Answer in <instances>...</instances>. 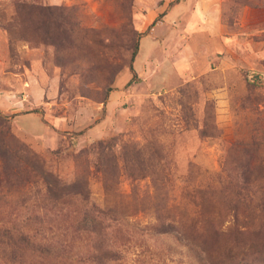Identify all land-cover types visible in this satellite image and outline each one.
Returning <instances> with one entry per match:
<instances>
[{
  "label": "rangeland",
  "instance_id": "obj_1",
  "mask_svg": "<svg viewBox=\"0 0 264 264\" xmlns=\"http://www.w3.org/2000/svg\"><path fill=\"white\" fill-rule=\"evenodd\" d=\"M13 1L71 15L79 51L39 18L13 39ZM0 114V264H97L93 214L109 264H264V0H0Z\"/></svg>",
  "mask_w": 264,
  "mask_h": 264
},
{
  "label": "trees",
  "instance_id": "obj_2",
  "mask_svg": "<svg viewBox=\"0 0 264 264\" xmlns=\"http://www.w3.org/2000/svg\"><path fill=\"white\" fill-rule=\"evenodd\" d=\"M5 12L10 10V18L6 20L5 29L8 30L13 39H17V35L21 36V33L14 30V23L19 24L21 29L24 27L23 17H27L30 22L34 21L36 18L40 19L42 23V27H46L49 33L46 34L44 41L50 43L55 46L56 50V59L62 65L67 62V57H65L63 50L67 48L68 52L75 49V51H79L76 43L70 40L69 31H72L76 27V23H73L72 16L69 17L65 14L64 17L58 16L60 12H58V8L46 7L42 5L27 3L25 1H13L11 3V8L3 9ZM12 21V23H10ZM74 21V20H73ZM154 22H152L153 24ZM34 30V29H33ZM62 32V33H61ZM60 33V35H58ZM42 36V34H41ZM37 40V38H35ZM138 44H134L132 46V52L130 55V60L128 63V69L134 73L133 62L137 55ZM0 140L4 141V137H7L9 128V120L4 117V115L0 114ZM1 174V172H0ZM2 179V178H0ZM95 211V209H94ZM100 213H104V211L98 210ZM100 213V214H101ZM108 213V212H107ZM90 224L92 228H94L97 233V245L95 247V252L90 256V260L94 261L97 264H109L114 260H118L120 258V253L116 250L111 249L106 240V225L103 223L101 218L97 217V214L91 215ZM244 224V223H243ZM243 224L240 223L239 220L236 222L229 224L225 229L219 228L218 232L221 236L225 238L233 239V244L228 247V255L233 258L234 252L239 249L242 254L253 251L254 243L253 242H244V236L248 233H252V229L246 228ZM159 225V224H158ZM175 227L170 223L164 224L162 223L159 226L155 227L156 231H160L162 233L171 232ZM17 238L11 236L8 238L9 243L14 241ZM18 241L22 244H29L28 238L24 236H20ZM15 244V243H14ZM17 245V244H16ZM19 246V245H18ZM201 246H203L201 244Z\"/></svg>",
  "mask_w": 264,
  "mask_h": 264
}]
</instances>
